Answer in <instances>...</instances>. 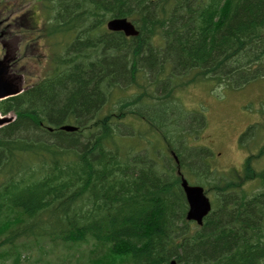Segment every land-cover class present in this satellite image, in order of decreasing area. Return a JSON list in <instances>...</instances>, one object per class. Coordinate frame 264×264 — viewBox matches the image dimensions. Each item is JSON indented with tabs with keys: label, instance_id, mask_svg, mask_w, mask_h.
<instances>
[{
	"label": "trees",
	"instance_id": "1",
	"mask_svg": "<svg viewBox=\"0 0 264 264\" xmlns=\"http://www.w3.org/2000/svg\"><path fill=\"white\" fill-rule=\"evenodd\" d=\"M111 19H128L139 36L108 31ZM21 20L47 45L46 66L0 102L2 115H15L0 128V264H23L20 248L34 240L63 247L62 264H264L258 124L240 136L247 155L237 178L212 181V152L191 144L205 118L160 108L199 82L240 89L264 79V0H35ZM128 118L160 134L162 164L157 146L118 145L134 133H120ZM178 168L212 196L201 227L186 221Z\"/></svg>",
	"mask_w": 264,
	"mask_h": 264
},
{
	"label": "rangeland",
	"instance_id": "2",
	"mask_svg": "<svg viewBox=\"0 0 264 264\" xmlns=\"http://www.w3.org/2000/svg\"><path fill=\"white\" fill-rule=\"evenodd\" d=\"M31 1L33 2L34 0ZM2 3L0 6V36L4 35L7 49L15 59L13 72L24 76V87L32 86L39 81L42 70L46 66L43 50L45 44L39 39L36 30L31 29L30 26H19L21 23L18 20L23 12L30 7V3L25 4L16 0H6ZM5 14H11V16L7 18L4 17ZM14 18L18 19V25L15 23ZM4 54L5 51L2 49L0 42V59L4 57ZM135 93L136 87H132L122 95L123 99ZM176 98L178 106L170 104L160 108H164V110L171 109L173 111L172 115H178L182 111L186 112L189 116H187L188 118L196 117L197 114L195 112H202L206 118L207 125L200 132V137H195V140L192 141L190 139V141H192V145L207 147L212 152L214 162L208 159L207 163L210 164L214 172L209 180L214 181L221 178L236 179V169L240 172L242 163L247 155V152L239 143L240 134L251 124L257 123L264 137V79L252 81L240 89L225 88V86L216 87L215 83L207 80L177 91ZM157 103V100H151L148 103L149 109L145 106L143 109L149 111ZM172 115L171 117H174ZM125 123L128 129L133 127L134 133L127 135L125 139L120 138L119 142L131 144L137 151L139 147L144 149L151 142L140 141L137 129L142 130V133L149 137L150 140H158V135L151 137L150 134H147L153 132L146 123L143 124L134 118H128ZM187 123L196 128V131L198 130L196 121L193 123L190 119H187ZM124 128L121 127L120 130L122 131ZM173 129L176 130V127L173 126ZM176 134L170 133L172 140H176ZM159 137L162 139L160 134ZM263 143L264 141L260 142V145H263ZM176 146H178L177 143ZM122 148L123 150L128 149L125 146H122ZM160 150L162 152L164 150L163 143L160 145ZM251 150L256 152L258 146L251 145ZM144 151L147 150H142V152ZM153 155L155 156L154 153ZM260 165H264V159L260 161ZM184 174L188 177L185 172ZM193 180L192 178V180L189 179L188 181L196 184ZM245 189L253 190L251 185H247ZM89 246L91 244L83 245V248L76 254V257H80L82 262H86V259L90 258L91 247ZM23 248H20L23 251V264H62V261L67 256L70 258L63 247L55 248L50 240H44V242L34 240L30 246ZM84 253L85 258L83 257ZM10 261L7 264H11ZM67 264L70 263L67 262Z\"/></svg>",
	"mask_w": 264,
	"mask_h": 264
},
{
	"label": "water",
	"instance_id": "3",
	"mask_svg": "<svg viewBox=\"0 0 264 264\" xmlns=\"http://www.w3.org/2000/svg\"><path fill=\"white\" fill-rule=\"evenodd\" d=\"M108 29L111 32H123L127 37H136L139 35V32L126 20H111L108 24ZM9 64L10 59L8 56L0 60V101L21 93V87L17 83V78L9 74ZM11 121L12 118L0 117V126H4ZM76 129L72 126L62 127V130L66 132H74ZM181 186L189 205L187 220L195 221L198 225L202 226L204 218L210 213L212 208L209 197L206 196L202 187L190 185L184 177L181 178ZM171 264H175V262Z\"/></svg>",
	"mask_w": 264,
	"mask_h": 264
},
{
	"label": "bare ground",
	"instance_id": "4",
	"mask_svg": "<svg viewBox=\"0 0 264 264\" xmlns=\"http://www.w3.org/2000/svg\"><path fill=\"white\" fill-rule=\"evenodd\" d=\"M111 20H114V19H111ZM111 20H109L107 23H106V29L108 28V24H109V22L111 21ZM117 20H126L128 23H130L135 29H137V27L131 22V21H129L128 19H117ZM213 55V54H212ZM155 68V67H154ZM186 259V258H185ZM187 260V259H186ZM174 262H175V264H177L176 263V261L174 260Z\"/></svg>",
	"mask_w": 264,
	"mask_h": 264
},
{
	"label": "flooded vegetation",
	"instance_id": "5",
	"mask_svg": "<svg viewBox=\"0 0 264 264\" xmlns=\"http://www.w3.org/2000/svg\"><path fill=\"white\" fill-rule=\"evenodd\" d=\"M14 65V64H13Z\"/></svg>",
	"mask_w": 264,
	"mask_h": 264
}]
</instances>
